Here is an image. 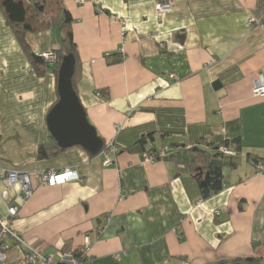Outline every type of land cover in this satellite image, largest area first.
Wrapping results in <instances>:
<instances>
[{
  "label": "crops",
  "instance_id": "1",
  "mask_svg": "<svg viewBox=\"0 0 264 264\" xmlns=\"http://www.w3.org/2000/svg\"><path fill=\"white\" fill-rule=\"evenodd\" d=\"M160 1L173 5L158 21ZM61 2L69 26L59 22L24 41L35 56L58 53L71 32L74 90L100 139L118 153L107 154V167L101 152L79 147L54 155L45 120L58 98L57 76L34 70L0 10V172H26L32 187L19 203L17 186L3 197L0 180V216L18 205L13 230L53 264L77 258L86 238L90 264H264V98L252 94L257 77L264 79V29L247 24L264 21V0ZM199 140H229L236 152L221 160L222 191L205 201L188 164ZM163 146L171 149L165 158L142 162ZM64 169L76 170L79 181L41 182L42 172ZM8 256L20 257L14 248Z\"/></svg>",
  "mask_w": 264,
  "mask_h": 264
},
{
  "label": "trees",
  "instance_id": "2",
  "mask_svg": "<svg viewBox=\"0 0 264 264\" xmlns=\"http://www.w3.org/2000/svg\"><path fill=\"white\" fill-rule=\"evenodd\" d=\"M0 10L5 16L6 23L14 31L22 49L28 54L34 70L43 74L46 73L48 69H51L57 76L60 62L67 54H72L74 56L76 68L75 45L73 44L72 35L69 30L64 34V38L62 39L63 50L56 53L57 62L53 66H49L43 58L32 54L28 45L24 41L25 34L53 29L58 26L59 22L63 27H66L67 25L69 26L71 18L65 10L61 0H0ZM121 60L122 57L120 56V58L111 60L108 64L114 65ZM72 86L74 89L73 76ZM49 143L54 146V155L58 152L65 151L59 149L51 137ZM145 143L146 139L142 138L137 144L143 147ZM232 143L236 145L239 144L238 140H235ZM106 145L107 143L103 142L100 152L106 150ZM113 145L115 146L114 143ZM229 145V140L221 141L219 144L199 140L194 146L189 148L188 164L193 166L191 175L198 185L201 201H205L222 191L224 186V164L221 160L222 158H232L235 156L234 154H236L234 150L229 149ZM168 148L170 152L171 149L170 147ZM220 148H224L227 152H231L232 154L224 153L220 151ZM45 150L46 149L43 146H40L38 149V155L42 158H46L47 155Z\"/></svg>",
  "mask_w": 264,
  "mask_h": 264
},
{
  "label": "built area",
  "instance_id": "3",
  "mask_svg": "<svg viewBox=\"0 0 264 264\" xmlns=\"http://www.w3.org/2000/svg\"><path fill=\"white\" fill-rule=\"evenodd\" d=\"M173 2L160 1L155 3V13L157 20H161L163 16L172 10ZM123 29L126 27L125 21L117 20ZM248 26L258 25L264 29L263 22H254L252 18L247 19ZM124 32V31H123ZM39 57L43 58L49 66H53L57 62V56L54 52H47L40 54ZM170 78L176 79L174 75H170ZM252 94L257 98H264V79L261 75L257 77L252 86ZM97 97L101 95L96 94ZM106 150L100 154L104 155L102 165L107 167L112 164V161L107 158V154L112 153L116 155L118 153L117 147L113 145V142H108ZM220 151L227 152L224 148H220ZM169 152L168 146H163L158 151L143 153L141 155L143 163H152L157 160H161L166 157ZM258 170L260 168L256 167ZM41 182L48 186L62 185L72 181H79V177L76 170L64 169L62 171H47L40 174ZM0 180H3L6 189L3 191L2 196L5 197L8 193V189L12 186H17L18 193L15 196L17 202L21 203L26 201L32 195V187L29 180V176L26 172L12 169L8 171L0 172ZM218 214V212H216ZM18 216V205H9L6 209V216H0V264H53L51 258L45 255L41 248L28 245L12 228V221ZM101 229L98 230L97 236L101 234L106 227L109 219L105 217ZM12 242L13 245L9 244ZM14 250L20 255L17 259H11L8 256L9 251ZM90 249V241L85 239L83 245L78 249L77 258L72 259L68 264H90L88 259V253ZM58 255L62 256V252L58 251Z\"/></svg>",
  "mask_w": 264,
  "mask_h": 264
},
{
  "label": "water",
  "instance_id": "4",
  "mask_svg": "<svg viewBox=\"0 0 264 264\" xmlns=\"http://www.w3.org/2000/svg\"><path fill=\"white\" fill-rule=\"evenodd\" d=\"M74 69V56L65 55L60 62L57 75L58 98L46 115V127L59 149L79 147L90 156H97L103 142L94 126L88 121L85 110L73 89Z\"/></svg>",
  "mask_w": 264,
  "mask_h": 264
}]
</instances>
